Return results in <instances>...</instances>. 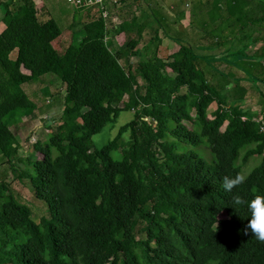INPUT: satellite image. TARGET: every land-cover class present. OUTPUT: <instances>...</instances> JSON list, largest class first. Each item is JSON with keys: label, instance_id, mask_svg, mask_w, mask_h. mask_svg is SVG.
Wrapping results in <instances>:
<instances>
[{"label": "trees", "instance_id": "16d2710c", "mask_svg": "<svg viewBox=\"0 0 264 264\" xmlns=\"http://www.w3.org/2000/svg\"><path fill=\"white\" fill-rule=\"evenodd\" d=\"M117 3L106 21L75 9L73 27L82 13L87 21L59 54L53 19L40 22L32 0H0V156L24 165L18 179L41 208L35 222L0 182V264H264V240L245 234L250 214L232 203L264 193L260 122L238 102L227 104L223 84L211 81L223 77L202 64L214 57L190 44L171 39L177 49L164 58L137 40L113 49L107 24L119 18L114 30L129 37L136 19L123 20L127 5ZM235 54L244 56H224ZM47 74L64 86L67 121L22 159L10 120L33 115L22 85ZM129 94L138 111L92 148L91 138L129 109L119 105ZM202 139L212 163L194 150ZM252 157L260 162L243 177ZM237 174L243 183L226 191L224 180Z\"/></svg>", "mask_w": 264, "mask_h": 264}, {"label": "rangeland", "instance_id": "374dc122", "mask_svg": "<svg viewBox=\"0 0 264 264\" xmlns=\"http://www.w3.org/2000/svg\"><path fill=\"white\" fill-rule=\"evenodd\" d=\"M41 1L45 5L39 8V20L45 22L50 18L56 22L60 35L53 42V46L59 54H62L71 42V34L78 30L80 24L86 22L87 18L81 12L80 24L73 27L72 16L76 10L66 0ZM166 2L164 4L168 3ZM171 2H174L177 23L175 22L176 25L173 26L167 22H162V30L167 36L169 34V38H166L171 44L180 40L191 44L195 52L197 50L201 54L213 56L214 58H208L202 62L206 68L204 71L218 74L223 77L221 80L227 82L226 85L223 84L225 88L223 98H226L227 104L236 101L241 108L254 114L256 118L262 116L264 119V49H262V44H264V0H171ZM126 5V10L122 14L123 20L130 18L133 3L129 1ZM167 7L169 8V5ZM154 15L151 18L158 21ZM1 18L2 15H0V31L3 30ZM181 20L190 23L189 28L186 29L184 24L181 26L179 23ZM115 23L111 20L107 24L106 36L108 41H111L112 36L116 33L113 28ZM129 31V35L134 37L136 31L133 29H129ZM192 32H196L201 37L198 44L188 42L186 35ZM80 37L81 35H76L72 41L76 43ZM125 38L129 39L130 37L126 36ZM260 39L262 41H259ZM203 43L209 45L215 43L216 45L213 44V46L203 50L202 46H199ZM215 47L218 49V53L213 55L211 51ZM236 51L243 52L244 56L241 57L236 54L224 56ZM221 56L224 57L218 59ZM10 57L15 58L14 51ZM227 62L230 67L226 66ZM225 67L230 68L231 72L226 71ZM22 89L34 102L36 108L33 115H25L14 121L10 120V123L12 122L10 130L18 140L19 156L25 159L31 154L35 141L48 142L50 134L59 124L67 121V118L62 112L64 86L55 76L44 75L31 83L22 85ZM125 103L129 109L121 111L114 123L108 124L100 133L91 138L89 144L92 148H100L111 140L116 135L118 128L130 120L134 112L138 111L134 107V95H125L119 105L123 106ZM215 108L216 105L212 104L208 111ZM125 137L127 136L125 135ZM201 142V145L194 150L203 156L208 163H212L211 153L204 140ZM112 156L120 158L119 151L113 152ZM259 162V157L250 158L241 167V175L246 177ZM23 167L24 165L21 163H14V167H11L0 156V182L8 184L18 194V196L15 195L17 200L30 207L32 219L36 222L38 215L41 214L39 211L41 208L32 200V193L25 180L20 181L18 179V172Z\"/></svg>", "mask_w": 264, "mask_h": 264}, {"label": "crops", "instance_id": "0c3cea01", "mask_svg": "<svg viewBox=\"0 0 264 264\" xmlns=\"http://www.w3.org/2000/svg\"><path fill=\"white\" fill-rule=\"evenodd\" d=\"M129 1L133 3L130 17L132 18L134 16L136 18L130 23V26H129V29H133L136 31L134 34V37L129 35L130 37L129 40L131 42L137 40L141 44V46L143 45V46L150 48L151 52H155L157 56L161 58H164L168 56L169 54H171L172 52H174L177 49V47L175 46V44H171L169 39H167L164 36L165 34L162 30L163 21L173 26L176 25L175 22L177 23L176 21L177 15L174 13V10H175L174 5H173L174 2H171V0H164L163 2H161V0H125V3L127 4ZM165 2L167 4H164ZM32 3L37 11V18L39 20V16H40L39 8L40 6H44L45 3H42L41 0H32ZM168 5H169V8L167 7ZM0 11H1L0 15H2L3 14L2 5H0ZM153 15L158 18V21H155L154 18H151ZM114 21H116V25L117 23L120 24L122 22V20H120L119 18H114ZM179 23L181 24V26L182 24H184L186 29L189 28L190 26V23H188L186 20H181L179 21ZM155 31H158V39L155 38V35H154L156 34ZM125 37L126 35L124 33H119V34L115 33L112 36L111 41H109V44L114 49H117V47L124 45L125 41L128 40ZM186 37H187L188 42L192 44H198L199 41H201L200 40L201 37L198 36L196 32H192L186 35ZM204 44L205 43H203L202 45H199V46H202L203 50L208 49L210 46H213V44L216 45L215 43L213 44L211 43V45L209 44L204 45ZM258 48H259V44H258ZM211 52L213 55H215V53H218V49L215 47L212 49ZM224 69L226 71L231 72L230 71L231 69L228 67H225ZM211 81L214 85H219V84L226 85L227 84L226 81L221 80V78L218 76H213V78H211ZM225 92L228 93L227 91Z\"/></svg>", "mask_w": 264, "mask_h": 264}, {"label": "clouds", "instance_id": "9594fccd", "mask_svg": "<svg viewBox=\"0 0 264 264\" xmlns=\"http://www.w3.org/2000/svg\"><path fill=\"white\" fill-rule=\"evenodd\" d=\"M243 180L244 178L237 174L234 178H226L223 187L226 191H231L234 186L243 183ZM232 203L236 209L246 207L250 214V219L245 226V234L250 229L257 239L264 240V193H257L249 200L237 195L233 197Z\"/></svg>", "mask_w": 264, "mask_h": 264}, {"label": "built area", "instance_id": "2783aa9c", "mask_svg": "<svg viewBox=\"0 0 264 264\" xmlns=\"http://www.w3.org/2000/svg\"><path fill=\"white\" fill-rule=\"evenodd\" d=\"M74 9L81 10L83 13L90 11L96 17L101 16L105 21L109 18V10L113 5H117V0H66ZM107 40V37L105 38ZM260 122L261 131L264 132V119L257 118Z\"/></svg>", "mask_w": 264, "mask_h": 264}]
</instances>
